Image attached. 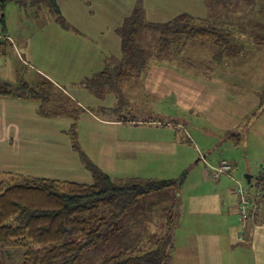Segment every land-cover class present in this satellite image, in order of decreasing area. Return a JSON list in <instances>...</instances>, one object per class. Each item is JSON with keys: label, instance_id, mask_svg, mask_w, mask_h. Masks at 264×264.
<instances>
[{"label": "rangeland", "instance_id": "374dc122", "mask_svg": "<svg viewBox=\"0 0 264 264\" xmlns=\"http://www.w3.org/2000/svg\"><path fill=\"white\" fill-rule=\"evenodd\" d=\"M124 1L85 0L86 4H91L94 8L97 7L95 8L97 15L98 12L102 15H108L110 23L119 18L117 17L118 11ZM140 1L147 9H145L147 20L167 21L182 12L198 16L209 15V11L204 6V0ZM128 2L132 5L135 0H128ZM72 3L70 17L67 18L71 27L69 32L64 31L54 23L52 15L45 6L42 7L39 17L35 18L32 7L28 8L30 3L27 2L24 6L14 0L6 3L4 15L8 30L13 37L14 47L18 51L16 53L12 49L9 56L13 58L17 68L22 69L25 73L27 71L30 73L29 78L32 83H40V77L35 75L34 72H40L53 79H60L57 82L62 84L71 96L78 101L77 104H68V109L75 112V117L79 118L76 126L78 132L77 145L93 164H96L114 180L167 181L174 178H176L175 180L181 179L180 177L183 174H185V177L190 174V178L193 180L197 173L202 176L205 175V172L210 174L212 168L218 166L222 160H231L235 164L231 176L230 173L224 174L221 181L229 178L231 186L236 188L238 196H240L237 192L238 188L241 187L243 193L250 188L245 175L251 174L253 176L251 185L253 187L257 185V176L261 175L262 167H264V138L259 139L257 134H253L250 131L251 121L247 122L246 120L244 121L245 125L239 127L242 128L239 129L241 134L239 143L229 138L230 135L222 138L215 127H212L207 113L201 111H204L205 107L210 105L211 96L219 99L223 98L227 94V88H233V91H227L240 96L264 89V46L253 44V38L264 37V0H240L235 4L234 24L229 27V30L232 32V41L241 45L244 50L238 55L226 58L221 65H217L216 73L211 79L206 80L193 71H185L184 66L175 65L178 60L174 59L172 63L175 68L172 70L180 72V75L176 72L154 75L155 80L160 79L161 83H165L166 86L164 85L163 91L160 90L158 94L155 91L153 92L146 85V80L143 78L146 75H144L122 86L123 93L130 104L123 103L121 100L122 102L118 106L117 104L120 101L116 100L112 93L99 98L95 93L80 89L78 85L86 78L93 77L94 68L92 64L88 61L86 65L85 60H82L84 56H81L82 53L80 52L81 50L85 55L87 54L85 57L92 54L94 46L90 50V46L93 45L90 32L93 29L85 27V20L81 26L83 28L78 26L73 17L81 16V14L75 12V9L81 8L83 2L74 0ZM117 19L115 22H117ZM55 29L61 30L59 32H62V35H51L49 38V31L55 32ZM70 31L73 33H70ZM109 32H112V30L110 29ZM66 34H68V37H64ZM99 35L107 38L112 37L108 34H101L95 28V43ZM153 36L157 35L153 34ZM149 37L148 35L144 38L148 40ZM178 40L180 44H185L184 48L180 50L183 57L202 63L211 60L213 53L210 49L194 42L187 41L184 43L185 39L183 38ZM23 45L24 47L29 45L32 47V57L29 58L28 54L21 50ZM154 45H156V40ZM96 47L95 58L100 55V50L98 49V51ZM76 48L78 52L75 50ZM71 61L76 62L72 64ZM76 63L83 70L75 71L70 67H66V65L76 66ZM56 71L58 74H62V78ZM178 76L179 78L185 77L190 80L204 81L208 85L217 86L223 88V90L209 91L211 96L198 98V106H195L193 110H188L183 107L185 103L179 102L176 93L173 94L169 91L173 83L178 84ZM180 82L188 83L190 81L183 80ZM154 83L155 81H153V85ZM182 89L183 87L180 89V94H182ZM163 93H166V95H163ZM263 93L264 90L261 92V98H263ZM88 109L95 113V117H93L94 114L89 115L88 112L86 113V111H89ZM109 109L114 110L110 112ZM43 120L42 122H44L43 124L48 132L41 133L38 126H36L30 134L23 133L18 140L7 139L3 142V145H0L4 151L3 156H0V178H8L7 183L9 184L22 183L23 181L18 179V176L21 175L25 178L30 176L93 183V176L85 168L80 152L73 147L74 142L69 132L73 123L72 118L45 117ZM161 123L175 126L177 129L174 127H170L171 129L158 127L157 125H161ZM195 129L202 131L201 135L197 136L199 140L194 138L193 132ZM176 131H179L177 132L179 135H176V140L179 142L177 151L163 147L165 146L162 144L163 142L167 143L171 139L174 140ZM190 137L196 141V145L193 142H187ZM182 150L183 152L194 150L195 153L197 150V156L193 162L187 164L182 161ZM28 151L32 154L29 158L34 156L33 161L36 164L29 162L28 157L25 158ZM200 153L202 154V160L195 164L200 159ZM13 156L17 160H13ZM204 156L206 158H203ZM248 164L250 165L249 168ZM247 169H251L252 172L249 173ZM11 178L16 179L10 180ZM182 178L184 179V176ZM207 179L213 185L220 182L211 178ZM200 192L198 183L192 185L186 183L180 195V197L182 196L181 200L184 202L177 203L169 213L162 212L159 214L155 225L152 224L153 221L147 219L145 221L147 227L143 225L141 220V228H135V225L132 224L133 220H130L128 227L124 228L123 225L127 223V217L123 215L119 222V225L123 228L121 230H111L108 234L111 240L105 243L101 249L87 253L78 264H98L110 256L119 254L126 257L142 256L153 249L161 247L171 253L172 261L170 264H198L197 259H203V255L197 247V242L202 234L195 233V230L202 231L201 229L204 228L207 231L217 230L213 223L214 219L209 218L207 214L205 218L210 220L211 223L207 225L203 223L199 228H175L174 230L172 224L174 223L177 226L183 217L188 216L187 210L190 208H187V201L191 196ZM263 193L264 191L260 188L254 190L252 197L247 196V193H245V196L246 198L257 199V195L262 196ZM233 199H236L235 194H233ZM141 204L140 202L139 206ZM228 207L227 209H230V205ZM232 208L234 209V206ZM136 215L134 217H138L139 214ZM179 217L180 219H178ZM235 217L237 221V216L235 215ZM238 222L241 224L240 221ZM164 224L166 227H164ZM161 239L164 240L160 243L159 240ZM240 248L242 249V247ZM4 252L0 249V264L18 263V258L15 255L11 257L8 255L7 257ZM209 253L208 248L205 257H208ZM240 253L236 247L233 250H225L223 263L251 264L250 259H248L249 255H246L248 258L245 259L237 258Z\"/></svg>", "mask_w": 264, "mask_h": 264}, {"label": "trees", "instance_id": "16d2710c", "mask_svg": "<svg viewBox=\"0 0 264 264\" xmlns=\"http://www.w3.org/2000/svg\"><path fill=\"white\" fill-rule=\"evenodd\" d=\"M9 1L0 0L2 28L7 36L9 35L4 26L3 11ZM14 1L22 6L30 3L28 8L32 7L35 18L39 17L42 7L45 6L58 26L69 28L58 0ZM239 1L204 0V6L209 11L207 16L182 12L167 21L156 22L147 20L145 6L140 0H135L130 15L116 31L121 39L120 59H111L104 71L85 79L82 85L99 98L112 93L114 98L120 101L117 106L122 101L129 105L122 86L144 76L154 64L173 65V60L177 59V66L194 69L202 74L212 73L214 66L244 50L241 45L232 41V32L229 30L234 24V6ZM148 35L149 39L145 40L144 37ZM182 38L185 39L184 43L194 42L210 49L213 56L209 63L195 62L183 57L180 50L185 44H180L178 40ZM12 44L11 38L0 40L1 56L7 45H10V49L14 47ZM253 44L264 46V37L253 38ZM10 85L1 83L0 95L13 93L2 91ZM25 86L27 89H20L21 95L41 101L43 105L47 102L49 94L44 88H28L26 84ZM88 110L86 113H93L91 109ZM113 110L109 109L110 112ZM42 111L43 107L41 113ZM69 114L74 119L69 131L74 142L73 147L80 152L84 166L92 174L94 181L89 184L18 176L22 183L9 184L8 178H0V249L5 251L7 257L15 255L18 258V263L15 264H78L87 253L101 249L111 240L108 237L111 230L127 228L130 218L123 227L119 222L123 215L127 217L129 211L138 206L141 197L169 189L178 191L181 187L183 178L172 181L112 179L81 152L76 137L79 118L75 117V112L69 111ZM234 134L229 137L239 143L240 136ZM262 170L261 175L257 177V187L250 183V188L259 190L260 186L264 187V167ZM14 179L16 178L10 180ZM246 199L250 207L249 216L245 221L252 222L255 216L257 218V214L250 208L256 207L257 201ZM239 205L240 203L237 211L240 217ZM167 251L161 247L142 256L126 257L119 254L110 256L98 264H170L172 255Z\"/></svg>", "mask_w": 264, "mask_h": 264}, {"label": "crops", "instance_id": "0c3cea01", "mask_svg": "<svg viewBox=\"0 0 264 264\" xmlns=\"http://www.w3.org/2000/svg\"><path fill=\"white\" fill-rule=\"evenodd\" d=\"M73 1L74 0H58L62 13L66 18L68 25H69L68 22L69 20L67 18L68 16L70 17V7L73 4L72 3ZM78 1L83 3L81 5V8L79 7L75 9V12L77 14H81V16H76L73 18H75L78 26L81 27L85 20L86 22L85 27L87 28L91 27V29H93V31L90 32L93 38L92 39L93 45L90 46V50H92L94 46V50L92 54H90L89 57H85L87 56V54L85 55V53H83L81 50L80 52L82 53L81 56H84L82 60H85V64L88 61H90V63L92 64L94 68L93 69L94 73L92 75L94 76L104 71L105 67L108 65V62L111 59L112 60L120 59L121 39L116 34V31L122 25L124 19L130 15L134 3L130 5L128 0H125L124 3L121 5L120 10L118 11L119 13L117 17L119 18L118 19L116 18L117 22H115L116 20L115 19L112 21V23H110L108 20L109 17L108 15L106 14L102 15L99 12L97 15V13L95 12V8L97 7L94 8L93 5L86 4L85 0H78ZM127 7H128V12L126 13ZM98 11H99V6H98ZM152 21L164 22V20H158V19H152ZM4 26L6 27V33L13 40V37L11 36L8 30V24L5 15H4ZM59 27L66 32H69V30H71L70 25L68 29H65L61 26ZM95 28H97L101 34H108L111 35L112 37L107 38V37H101L99 35L95 43ZM110 29L112 30V32H109ZM54 31L55 32L49 31V35H48L49 38L51 35H56V34H59V36L62 35L61 34L62 32H59L61 30L55 29ZM41 33L43 34V32ZM70 33L73 32L70 31ZM64 37H68V34L64 35ZM95 46H97L96 47L97 50L98 49L100 50V51L98 50L100 55L96 56V58H95ZM9 47L10 45L6 46V49L0 58V84L10 83L11 85L4 87L2 91L3 90H4L3 92L11 91L13 93H11L10 95H6V94L0 95V145H3L4 144L3 142H5L7 139L18 140L21 134L23 133L27 135L30 134L36 128V126H38V130L41 133L48 132L47 128L43 124L44 122H42L44 121L43 119L45 117L46 118L70 117L72 118V120H74L72 115L69 114L68 104L78 103V101H76L71 96V94L67 91V89L62 84L57 82V80L60 79H53L50 78L48 75L45 76L40 72L33 71L35 75H38L40 77V78L38 77L40 83L37 84L32 83L29 78L30 73L28 71L25 73L23 72L22 69L17 68L15 66V61L13 60V58L9 56L10 51L12 49L16 53H18V51L16 50L15 47H12V49H10ZM31 49L32 47H30V45L28 47H24L23 45L21 48V50L24 53L28 54L29 58L33 56ZM75 50L78 52L77 48ZM75 62L76 61H71L72 64ZM165 65L167 64L152 65L150 69L144 74L146 76L143 77L146 80L145 81L146 85H148L153 92L155 91L156 94H158L160 90L163 91L166 85L165 83H161L160 79L155 80L156 77L154 75H163V74H169L170 72H176V70L174 71L172 70L175 68L174 65H168L169 67ZM216 66H214L215 68L214 71L212 73L209 72L208 74H202L194 69H189L187 67L184 68V70L190 72L193 71L196 74L201 75L206 80H209L215 75ZM66 67H70L72 70L75 71L83 70L82 68H79L80 66L78 63H76V66L71 67L69 65H66ZM176 73L180 75V72L177 71ZM58 75L61 76L62 78V74H58ZM177 79H178L177 80L178 84L173 83L172 87L169 88V91L173 94L176 93L179 102L182 101L183 103H185L184 105L182 103L181 104L183 105L184 108L188 110H193L195 106H198L197 105L198 98L211 96V93L209 91L223 90V88L213 85H208L204 81L202 82V81L190 80L185 77L179 78V76ZM69 80L74 82L72 79ZM183 80L190 82L181 83L180 81ZM153 81H155L154 85H153ZM82 82L83 81L78 83L80 89H86L89 92H91L89 89L85 88L82 85ZM25 84L28 85L27 86L28 88L31 87L38 89L44 88L49 94L47 102L43 105L41 101L28 98L25 95H21L20 92L22 91L20 89L22 87H25V89H27ZM181 87H183L182 90L184 91V92L182 91V94H180ZM227 90L233 91V88L226 89L227 94L223 96V98H220L222 99L220 103H218V101L220 100L218 97L215 98L211 96L210 105L208 107H205L204 111H201L207 113V117L210 120L212 127L213 128L215 127L216 131L220 133V136L222 138L226 137L227 135H231L235 133L240 136V141H241L240 130L242 128L239 127L245 125L244 122L245 120L247 122L251 121L250 131H252L253 134H257L259 139L264 138V108L263 109L261 108V92L264 89L257 91L255 93L250 92L242 96L233 95ZM163 95H166V93H163ZM223 99L227 101H224ZM41 107H43L42 113H41ZM88 114L89 115L94 114L93 117H95L94 112L93 113L88 112ZM37 119H39V121H37ZM157 126L167 127L168 129H171L170 127H174L175 129H177V127L175 126L165 125L163 123ZM177 132L179 131H176V134L174 135V140L171 139L167 143L166 142L162 143L165 145L163 147L169 148L172 151H177V149L179 148V142L176 140V135H179L177 134ZM201 132L202 131L195 129L193 132L194 138H197V140H199V137L197 136L201 135ZM186 135L188 136L187 133ZM76 137L78 138L77 131H76ZM187 140H188L187 142H193L196 145L195 143L196 141H194L192 137L188 138ZM233 141L235 142V140ZM3 154L4 151L0 147V156H3ZM14 154L16 155L15 151ZM31 155L32 154L28 151L25 155V158L28 157V161L34 163L33 161L34 156L29 158V156ZM196 156H197V150L196 153L194 150L192 152L185 151L183 152L181 159L183 162L190 164V162H193ZM203 158L206 157L204 156ZM13 160H17V159H15L14 157ZM200 160H202L201 156L200 159H198L195 162V164ZM229 161L233 165V168L230 172V176H231L235 164L233 161L231 160ZM249 167L250 165L248 164V168ZM247 171L249 173L252 172L251 169H247ZM21 176L24 177L23 175ZM183 176L185 180L184 179L182 180L181 187L178 191L169 189L161 192H156L153 194H147L141 197L139 199V203L141 202L142 204L139 206L138 203V206H136L141 208L135 207L131 209L127 214V222L130 218V220H133L132 224L135 225V228H141L140 221L142 220L143 225L147 227L145 221L148 219L153 221L152 224L155 225L156 224L155 222H157L158 220L159 214H161L162 212L169 213L173 209V206L177 205V203L184 202L181 200L182 196L180 197V195L186 183H191V185L198 183L201 192L191 196L187 201V208L188 207L190 208L187 210L188 216L185 218L183 217L182 221L179 224H177V226L174 223L172 224L174 230L175 228L177 229L191 228V227L199 228L203 223H206V225L211 223L210 220H207L205 218L207 214L209 215V218L214 219L213 223L215 224L217 230L207 231L205 230V228L201 229L202 231L195 230V233L202 234V237L197 242V247L200 249V252L203 255V259L201 260L197 259L198 264H224L223 263V259H225L224 251L227 249L233 250L235 247L241 252L239 256H237V258L245 259L248 258V256L246 255H249L248 259H250L251 264H264V195L262 196L257 195L258 197L257 199H252L253 201H257V205L256 207L250 209L253 210L255 214H257V218L255 216L252 222L250 221L246 222L245 220H242L239 217L237 206L241 202V197L236 194L235 192L236 188L231 186V182L229 178H225L223 181L220 180L218 184L213 185L207 179V178H211L212 180H214L212 171L210 174L208 172H205V175L203 174V176L200 173H197L193 180H191L190 174L188 177H185V174H183L180 178H182ZM175 179L176 178H174L173 180ZM252 179H251V183H252ZM161 181H166V180H161ZM167 181H172V180H167ZM232 182H234V180H232ZM260 188H262V190L264 191L263 186H260ZM254 190L255 189L249 188L246 190L245 193H247V196L249 195L252 197V193L254 192ZM233 194L236 195V199H233ZM228 205H230V209H227L229 208ZM233 206L234 209L232 208ZM137 213L139 214L138 217H134L137 216L136 215ZM235 215L237 216V221H240L241 224H239V222L237 223ZM178 219H180V217ZM227 221H229L228 222L229 225L227 224ZM164 227H166L165 224ZM240 247H242V249ZM208 248L210 250V253L208 257H205V253ZM245 251L248 252L246 253Z\"/></svg>", "mask_w": 264, "mask_h": 264}, {"label": "built area", "instance_id": "2783aa9c", "mask_svg": "<svg viewBox=\"0 0 264 264\" xmlns=\"http://www.w3.org/2000/svg\"><path fill=\"white\" fill-rule=\"evenodd\" d=\"M2 27H3L2 26V13L0 11V40L3 38L8 39L9 37L3 33ZM0 57H1V49H0ZM201 158H202V154H201ZM232 168H233V165L231 162L227 160H222L218 166L212 168L213 178L219 181L224 174L230 173ZM237 192L240 194V197H241V202L238 207L240 211V218L242 220H245L249 216L248 209L250 207V203L246 199V197H244L245 194L243 193V189L241 187L238 188Z\"/></svg>", "mask_w": 264, "mask_h": 264}, {"label": "water", "instance_id": "95a60500", "mask_svg": "<svg viewBox=\"0 0 264 264\" xmlns=\"http://www.w3.org/2000/svg\"><path fill=\"white\" fill-rule=\"evenodd\" d=\"M245 179L247 180L248 183H251L252 175L251 174L245 175Z\"/></svg>", "mask_w": 264, "mask_h": 264}, {"label": "bare ground", "instance_id": "6f19581e", "mask_svg": "<svg viewBox=\"0 0 264 264\" xmlns=\"http://www.w3.org/2000/svg\"><path fill=\"white\" fill-rule=\"evenodd\" d=\"M2 13V12H1ZM7 36V35H6ZM9 37V36H8ZM10 38V37H9Z\"/></svg>", "mask_w": 264, "mask_h": 264}]
</instances>
